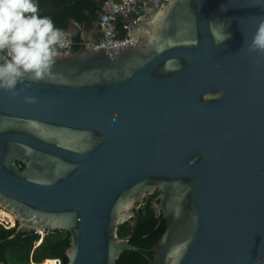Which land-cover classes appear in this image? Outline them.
Listing matches in <instances>:
<instances>
[{
  "label": "water",
  "instance_id": "obj_1",
  "mask_svg": "<svg viewBox=\"0 0 264 264\" xmlns=\"http://www.w3.org/2000/svg\"><path fill=\"white\" fill-rule=\"evenodd\" d=\"M146 2L124 18L135 43L59 51L52 79L0 90L10 238L66 230V264L128 249L149 264H264V55L248 49L264 0ZM68 30L97 41L73 17ZM156 192L167 228L150 256L118 228Z\"/></svg>",
  "mask_w": 264,
  "mask_h": 264
},
{
  "label": "trees",
  "instance_id": "obj_2",
  "mask_svg": "<svg viewBox=\"0 0 264 264\" xmlns=\"http://www.w3.org/2000/svg\"><path fill=\"white\" fill-rule=\"evenodd\" d=\"M40 15L50 16L59 29H67L70 18L86 24L88 29L94 27L98 17L101 2L97 0H38ZM89 9V13L85 11ZM124 17L117 20L118 36L126 34ZM80 35L73 37L72 48L83 47ZM23 167V165H21ZM154 195L145 198L136 215L119 225V237L127 238L135 245L142 247L143 251L152 255L151 247L163 235L167 228V221L160 210L155 206ZM16 226L7 228L0 225V258L9 264H41L46 259L59 258L66 264L68 256L66 250L70 245L69 232L66 230H46L43 234L35 230L23 231L10 238ZM117 264H149L143 253L135 250H125Z\"/></svg>",
  "mask_w": 264,
  "mask_h": 264
},
{
  "label": "clouds",
  "instance_id": "obj_3",
  "mask_svg": "<svg viewBox=\"0 0 264 264\" xmlns=\"http://www.w3.org/2000/svg\"><path fill=\"white\" fill-rule=\"evenodd\" d=\"M63 37L50 16L40 15L38 0H0V53H6L0 55V90L16 95L27 79H52ZM248 49L264 55V21ZM25 102L36 98L25 96Z\"/></svg>",
  "mask_w": 264,
  "mask_h": 264
},
{
  "label": "built area",
  "instance_id": "obj_4",
  "mask_svg": "<svg viewBox=\"0 0 264 264\" xmlns=\"http://www.w3.org/2000/svg\"><path fill=\"white\" fill-rule=\"evenodd\" d=\"M146 3V0H101V10L98 18L101 37L96 42L87 40L83 41L82 44L112 48L129 42L135 43L137 36L131 33L129 25H126V34L121 37L118 36L117 20L120 16H127L131 20L137 21L145 12ZM61 30L64 37L63 46L59 48V51H65L71 48L73 40L69 32ZM0 55H6V53H0ZM0 210L2 209L0 208ZM14 219L17 221L16 218ZM6 223H9L6 217H0V225L7 228L12 227ZM41 264H62V261L59 258H51L44 260Z\"/></svg>",
  "mask_w": 264,
  "mask_h": 264
},
{
  "label": "crops",
  "instance_id": "obj_5",
  "mask_svg": "<svg viewBox=\"0 0 264 264\" xmlns=\"http://www.w3.org/2000/svg\"><path fill=\"white\" fill-rule=\"evenodd\" d=\"M98 2H101V0H97ZM100 10H101V4H100V6H99V9H98V17H97V22L95 23V25H94V27L92 28V29H88L87 27H86V24H84V23H82V22H80L82 25H83V27L85 28V31L87 32V36L89 37V38H92V39H94V40H99L100 39V37H101V33H100V28H99V24H98V18H99V15H100ZM90 11H89V9H87L86 11H85V13L86 14H88ZM125 18V17H124ZM70 21V20H69ZM126 23H125V27H126ZM69 24H68V27H67V29H63V30H65V31H67V32H69ZM70 33V35H71V37H72V40H73V37L74 36H76V35H73L71 32H69ZM77 35H79V34H77ZM84 41V40H83ZM82 41V42H83Z\"/></svg>",
  "mask_w": 264,
  "mask_h": 264
},
{
  "label": "rangeland",
  "instance_id": "obj_6",
  "mask_svg": "<svg viewBox=\"0 0 264 264\" xmlns=\"http://www.w3.org/2000/svg\"><path fill=\"white\" fill-rule=\"evenodd\" d=\"M0 217H6V220L9 221V223H6L7 225H11V226L16 225V220L13 218L12 213L9 210H6V209L0 210ZM130 222L131 223L134 222V219H131Z\"/></svg>",
  "mask_w": 264,
  "mask_h": 264
},
{
  "label": "flooded vegetation",
  "instance_id": "obj_7",
  "mask_svg": "<svg viewBox=\"0 0 264 264\" xmlns=\"http://www.w3.org/2000/svg\"><path fill=\"white\" fill-rule=\"evenodd\" d=\"M97 22V19L94 21V25H95V23ZM2 210H5V208L4 207H0ZM4 208V209H3ZM16 225H17V221H16ZM15 225V226H16Z\"/></svg>",
  "mask_w": 264,
  "mask_h": 264
},
{
  "label": "bare ground",
  "instance_id": "obj_8",
  "mask_svg": "<svg viewBox=\"0 0 264 264\" xmlns=\"http://www.w3.org/2000/svg\"><path fill=\"white\" fill-rule=\"evenodd\" d=\"M6 209V208H5ZM6 210H8V209H6ZM12 216H13V218H16V216L12 213ZM17 219V218H16Z\"/></svg>",
  "mask_w": 264,
  "mask_h": 264
}]
</instances>
